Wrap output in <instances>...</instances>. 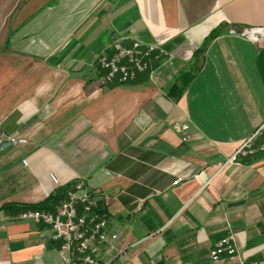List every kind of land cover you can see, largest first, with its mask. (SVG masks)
<instances>
[{
	"label": "crops",
	"instance_id": "obj_1",
	"mask_svg": "<svg viewBox=\"0 0 264 264\" xmlns=\"http://www.w3.org/2000/svg\"><path fill=\"white\" fill-rule=\"evenodd\" d=\"M247 27H264V0H0V131L27 139H0V264H66L52 228L18 214L78 178L116 235L98 264H232L209 253L230 233L264 261V134L227 161L264 121V42ZM129 36L170 56L153 79L101 83L97 57Z\"/></svg>",
	"mask_w": 264,
	"mask_h": 264
},
{
	"label": "built area",
	"instance_id": "obj_2",
	"mask_svg": "<svg viewBox=\"0 0 264 264\" xmlns=\"http://www.w3.org/2000/svg\"><path fill=\"white\" fill-rule=\"evenodd\" d=\"M241 34L251 41L264 42V27H247L241 31ZM125 38H130V45L122 44L124 38L118 37L113 41L112 54L101 53L97 57L96 64L102 71L101 83H125L134 79L137 73L145 71H148L150 79H153L151 60L170 56L161 42H144L132 36ZM175 128L183 134L182 140L190 137L186 129L180 125L176 124ZM263 134L264 121L239 144L227 161L252 153L256 139ZM0 139L13 145L27 142L25 137L3 130L0 131ZM256 148L264 151V139ZM50 177L57 181L54 174H50ZM178 181L176 179L173 183L177 184ZM97 207L91 189L86 186L82 178H78L66 190L65 199L54 210L27 208L22 210L18 217L49 225L53 230L52 238L57 242V251L66 264H79L82 260L85 263L98 264L96 257L100 252V244L108 238L114 239L116 235L107 234L105 230L107 221L98 213ZM235 238V233H230L216 241L209 252L211 259L218 261L226 256L232 264H264L261 260L246 261L239 255Z\"/></svg>",
	"mask_w": 264,
	"mask_h": 264
},
{
	"label": "trees",
	"instance_id": "obj_3",
	"mask_svg": "<svg viewBox=\"0 0 264 264\" xmlns=\"http://www.w3.org/2000/svg\"><path fill=\"white\" fill-rule=\"evenodd\" d=\"M214 35H215L214 33H211V36H214ZM108 54L110 55L112 53H108ZM101 73H102V71L100 70V75H101ZM191 76H192V72H183V73L179 74V77L177 78V82H175L172 85L171 90H170V92L173 93L172 95L175 98H178L181 96V94L183 93V91H184L187 83L189 82V79L191 78ZM129 81H131V80H129ZM129 81H127V82H129ZM112 84H114V83H112ZM73 183L74 182H71L64 187H59V188L55 189L52 193H49V195L46 198H44L43 200H41L39 202L32 203V204H26V205H23L21 207L23 209L24 208L25 209L37 208V209L54 210L56 205H58L62 200L65 199L66 190L70 186H72Z\"/></svg>",
	"mask_w": 264,
	"mask_h": 264
},
{
	"label": "water",
	"instance_id": "obj_4",
	"mask_svg": "<svg viewBox=\"0 0 264 264\" xmlns=\"http://www.w3.org/2000/svg\"><path fill=\"white\" fill-rule=\"evenodd\" d=\"M8 145H10V143H8Z\"/></svg>",
	"mask_w": 264,
	"mask_h": 264
}]
</instances>
